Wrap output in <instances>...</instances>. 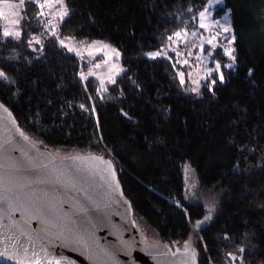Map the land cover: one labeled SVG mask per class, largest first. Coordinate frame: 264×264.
<instances>
[{
  "label": "trees",
  "instance_id": "1",
  "mask_svg": "<svg viewBox=\"0 0 264 264\" xmlns=\"http://www.w3.org/2000/svg\"><path fill=\"white\" fill-rule=\"evenodd\" d=\"M209 2L66 0L62 38L102 41L121 53L126 71L117 84L104 85L106 92L91 77L80 80L86 68L29 6L19 25L25 35L0 43V68L11 81L0 80V101L37 146L57 156L111 158L136 223L155 236L149 238L192 243L199 264H264V0L216 5L217 13L229 11L235 37L231 67L220 59L223 83L213 74L216 85L208 77L194 93L188 83L180 85L174 58L147 55L174 31L196 29ZM33 36L41 44L29 46ZM215 52L223 58L221 49ZM185 164L199 188L216 197L210 220L203 204L184 199ZM197 221L203 223L197 227Z\"/></svg>",
  "mask_w": 264,
  "mask_h": 264
},
{
  "label": "water",
  "instance_id": "2",
  "mask_svg": "<svg viewBox=\"0 0 264 264\" xmlns=\"http://www.w3.org/2000/svg\"><path fill=\"white\" fill-rule=\"evenodd\" d=\"M0 104L3 103L0 101ZM17 127L20 129L11 111L7 108L5 112L0 108V179L4 187L12 181L28 186L23 188L21 195L25 192L39 195L42 190L47 191L52 187L48 181L52 178L54 166L61 170L65 178L70 177L75 181V187L71 183L59 185L58 199L62 202L63 210L76 220L75 227L83 231L90 247L82 243L55 241L49 246L52 258L59 260L60 264H185L183 245L153 240L136 223L131 203L124 196L111 158L98 153L57 156L35 145L30 139L25 141L17 133ZM77 156H98L103 160L82 162L67 159ZM103 161L111 162V175ZM13 163H18L20 167L11 169ZM81 205L87 206L86 214L80 211ZM6 208V205H0V209ZM14 220L22 222L19 212L10 218L9 211L0 210V232L7 233ZM29 226L33 232H38L42 227L35 219L29 221ZM3 250L4 245L0 244V251ZM195 250L196 264H199V253ZM13 251L9 248L8 255H12ZM0 264L16 262L0 257Z\"/></svg>",
  "mask_w": 264,
  "mask_h": 264
},
{
  "label": "snow or ice",
  "instance_id": "3",
  "mask_svg": "<svg viewBox=\"0 0 264 264\" xmlns=\"http://www.w3.org/2000/svg\"><path fill=\"white\" fill-rule=\"evenodd\" d=\"M211 2V0H210ZM216 4L222 2V0H214ZM0 3L7 4L8 7L12 10L9 15H5L4 13L0 12V18L9 19V22L14 26L20 25L21 20L24 19L29 14V6H35L40 11L37 13V20L40 23H46L51 25V22L48 20H40V17L45 16L44 9H52L54 6L59 5V21L56 27L51 31V36L55 39L56 42L59 43L60 47L66 49L68 53H75L77 57L83 59L82 51L86 50L87 55L89 57H95L96 54L102 53L103 54V61L102 64L108 67V74H107V82L111 84H117L116 76L122 72H125L126 69L122 68L121 66L110 63L113 58H119L121 53L116 49L112 48L109 44L104 43L102 41H77L78 44L82 46V48H76L74 46H70L66 41L69 40H76L75 36H63L60 29L66 22V18L70 16V12L66 3V0H18V3H9V0H0ZM34 10V9H32ZM207 8L204 11L199 12V16L201 18V22L199 27L201 29H207L209 27L208 24L204 22L206 19V12ZM191 11V9H188ZM10 16L18 17L17 19H10ZM219 24V21H216ZM227 18L225 19V24H227ZM222 30L224 33H228L230 31L229 27L223 26ZM25 33L22 28L17 29H10L4 28L0 36H2V40L0 43L7 41L9 39L15 40L19 42L22 36ZM189 33L184 30L174 31L172 34L166 37V42L162 48H159L155 52H149L147 55L149 58L156 60L160 58L162 60H172L173 57L169 55V52H174L176 59V63L187 65L189 63L188 59H179L183 53L179 50L180 44H184L185 47L188 46V37ZM191 35L195 37L197 35L196 32H192ZM175 38V39H174ZM235 40V37L228 40V44H232ZM41 44V40L37 39L35 36L31 37L28 40L29 46L32 44ZM208 44L211 46V51L204 47V44ZM195 46V45H193ZM218 46L217 36H213L210 39L202 42L200 44V53L196 59L202 62V56L204 54L211 56L213 52L216 50ZM33 51H36L33 48ZM233 51L231 47H224L223 48V55L227 56L230 60H235L236 58L233 56ZM189 56L191 55V50L187 53ZM102 65L101 63H94L93 68H100ZM175 67V64H173ZM231 67V65H228ZM222 65L219 60L215 61V71L218 75L219 82H224V74L221 71ZM95 72L92 69H89L85 74L83 71L79 72V77L81 81L88 80V77L95 76ZM189 77L191 78V73H188ZM177 76L179 77L180 85L185 84V77L184 73L178 72ZM208 77H212L211 85L214 86L217 83V77H213V70L208 69L206 75L204 77L207 80ZM96 79L100 81V91L106 92L108 91L107 88L104 87L105 79L101 76H96ZM0 80L4 82H11L7 73L0 68ZM194 84L199 86L198 80L192 81ZM135 83V82H134ZM208 91H212V87L205 84ZM85 91H87V86L85 87ZM192 92H198L197 88H192ZM91 99V97H89ZM0 108H2L5 112H7V108L4 107L3 104H0ZM81 109H84L85 106L83 104L80 105ZM94 111V106H93ZM9 115H11L9 113ZM17 133L25 140L29 141V137L25 135L23 131H21L18 127L16 129ZM67 159L73 160H81L82 162L85 160L88 161H95V160H103L102 157L98 156H88V157H67ZM109 169V175L112 174L111 170V162L103 161ZM50 164L54 165V162L49 160ZM20 167L18 163H13L10 165L11 169H16ZM47 168V165H44ZM52 187L47 190L41 192V194L37 195L34 192L28 193L25 192L21 195L23 188L28 187L27 185H19L12 181L9 182L7 187L3 186V180L0 179V205H6V209L0 210H7L9 211L10 218L14 217L16 212H19L22 217V222H16L14 220L13 225L9 227L7 233L0 232V244L4 245V250L0 251V257H7L9 260H15L16 264H60L59 260L52 258V254L49 251V246L55 241H61L65 244H83L85 247H90V244L83 235L82 230H77L75 227L76 220L73 219V216L70 215L68 212L63 210L62 202L58 199V193L60 191L59 185L61 184H68L71 183L73 187H75V181L72 178H65L64 174L61 172L59 168L53 167L52 170V178L48 181ZM179 207L180 205L177 204ZM80 211L82 213H87L88 208L85 205L80 206ZM213 211V208H209V214L205 215L204 220H210L211 215L210 213ZM35 219L39 221L42 225L41 229L38 232H33L30 230L29 221ZM203 223V221H197V227ZM228 237L225 236V239ZM184 252L183 256L186 257L185 264H196V257L197 252L193 245L185 241L183 244ZM13 249L12 255H8V249ZM240 252H244L245 249L241 248ZM229 256L233 260L236 259L235 256H232L229 253ZM242 259V258H241Z\"/></svg>",
  "mask_w": 264,
  "mask_h": 264
},
{
  "label": "rangeland",
  "instance_id": "4",
  "mask_svg": "<svg viewBox=\"0 0 264 264\" xmlns=\"http://www.w3.org/2000/svg\"><path fill=\"white\" fill-rule=\"evenodd\" d=\"M9 3H18V0H9ZM216 5H218V4H216L214 2V0H211V2H209L207 5L208 10L205 14L206 19L204 20V22L206 24H208L209 27L207 29H201L199 27V24L201 22V18H200V16H198L196 29H193L190 32L188 31V33H189V35L187 37L188 46L185 47L184 44H180V46H179V50L183 53V55L179 59H188V61H189V63L187 65L177 63L178 66L180 67L179 72L184 73L185 83H188L191 86V88L199 87L197 84H194L192 81L198 80L199 85H200V83L203 81L208 69H212L213 74L215 76H218L216 71H215V61H217L216 59H214V56L216 54L215 51L213 52V54L211 56L204 54L202 56V62L198 61L196 59V57L198 55H201L199 46L202 42V39L204 41H206L213 36H217L218 46H217L216 50L221 49L223 58L216 57V56L215 57L219 61H220V59L228 61L229 62L228 65H232V62H233V60H230L227 56L223 55V48L224 47H231L232 49H234V42L232 44H228V40H230V39H232V37H234V35L232 33L230 14H229V11H226L224 13H222V12L217 13L218 8L216 7ZM59 9H60L59 5L54 6L52 9H48V8L44 9L45 17H46L45 20L50 21L51 25L46 24V23H42V25L44 26L45 30L50 35H51V31L58 24ZM11 11L12 10L8 7L7 4L0 3V12L4 13L5 15H9L11 13ZM17 18L18 17L10 16V19H17ZM226 18L228 21L227 24H225ZM41 20H43V19L41 18ZM0 21L2 23V31L6 27L10 28V29H14V30L19 28V25L14 26L13 24H11L9 22V19L0 18ZM216 21H219V24H217ZM223 26L229 27L230 31L228 33H224L222 30ZM192 32H196L197 35L195 37H193L191 35ZM66 43H68L70 46H74L76 48H82V46L80 44H78L76 40H69V41H66ZM193 45H195V46H193ZM110 46L112 48H115L112 45H110ZM204 47L211 51L210 45L205 43ZM189 50H191L190 56L187 54ZM71 54H73L76 57V59L79 61V65L81 66L80 67L81 69H83V67L86 68V70L83 71L85 74L87 73V71L89 69H92L96 75L90 76L91 78L95 79L100 84V81L98 79H96V76H101L105 79V84H110L107 82L108 67L102 64V61L104 59L102 53L96 54L95 57L93 58V57H89L87 55L86 50H83L82 51L83 59H80L79 57H77L75 55V53H71ZM169 55L174 58V62H175L177 59L175 57V53L169 52ZM233 56L235 57L234 51H233ZM94 63H101L102 66L98 69L93 68ZM110 63H115V64L122 67L121 62H120V57L119 58L114 57ZM188 73L192 74L191 78L189 77ZM121 74L122 73L117 75L115 78L119 77ZM33 143L36 145L35 142H33ZM182 174H183L184 199H185V201L189 204H198V203L203 204L204 207L206 208L207 214H209V208H213V211L210 213V215L212 216L214 211L217 209V206H218L216 197L212 195L211 191H203L199 188L197 177H196L194 171L187 164H185L183 166ZM149 233H151V235L149 234V237L150 236L155 237L153 232L150 231Z\"/></svg>",
  "mask_w": 264,
  "mask_h": 264
},
{
  "label": "built area",
  "instance_id": "5",
  "mask_svg": "<svg viewBox=\"0 0 264 264\" xmlns=\"http://www.w3.org/2000/svg\"><path fill=\"white\" fill-rule=\"evenodd\" d=\"M42 19H43V20H45V19H46V17L44 16V17H42Z\"/></svg>",
  "mask_w": 264,
  "mask_h": 264
}]
</instances>
